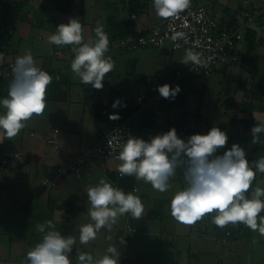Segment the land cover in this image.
Returning <instances> with one entry per match:
<instances>
[{"label":"crops","instance_id":"crops-1","mask_svg":"<svg viewBox=\"0 0 264 264\" xmlns=\"http://www.w3.org/2000/svg\"><path fill=\"white\" fill-rule=\"evenodd\" d=\"M75 1L76 4L71 10L62 12L57 10L59 3L55 0H0V26L14 31L12 37L0 34V54L3 56L0 59V78L4 79V95L0 96V100L7 97L13 80L11 65L15 64L18 56L26 53L32 54L39 68L61 77V89L69 98L68 101L47 100L45 113L42 116H33L26 127L11 140L0 131V152L21 154L4 171H0V264H28L27 252L43 236L36 230L35 225L47 220L53 221L61 235L76 237L77 243L70 253L72 264H76L77 252H87L94 258H99L110 245L115 246L121 253L119 264H264V236L240 224L231 240L222 244L216 243L214 238L221 235L222 231L211 222L214 213L206 215L191 226L177 222L170 214L171 197L161 202L160 209L159 202H153L150 194H141L140 187L143 184L150 187V184L138 181L134 176H120L117 171L120 163L113 160L94 159L81 166L80 175L69 171L56 184L44 185L46 179L55 176L59 167L75 163L78 157L101 141L104 134L96 126L95 105L112 107L113 102L119 98L126 107H112L114 114L123 117L134 110L127 121L147 139L162 134L159 130L164 128L168 131L175 128L178 137L184 140L198 131L202 135L208 133L206 130L201 131L200 122L204 118L202 115L187 117L183 122L177 114L174 116L173 112H166L169 108L161 107L165 98L157 91L158 86L167 83L172 87L179 81L184 82V87L186 85V78L180 79L177 76L179 71L171 74V61H162L164 54L169 52L167 50L147 47L135 51L141 52L142 56L133 58L128 57L127 52H134L124 49L115 52L109 44L105 55L112 57L115 68L105 76L103 90H96L91 85L82 84L79 78H74L70 68L71 60L68 58L74 57L72 46L50 44L48 37L56 32L58 25L68 23L70 18H78L83 28L85 27V14L90 3L88 0ZM81 1L83 14L80 13ZM120 1L117 14L106 32L109 40L110 31H118L119 35L129 20L134 27L160 25L163 21L155 14L153 0H144V10L136 20L130 18L128 0H122V3ZM250 1V9L258 10L264 6V0ZM94 2L96 4L91 3L89 7L100 3L107 5L109 1ZM191 5L207 6L226 25H241L244 20V0H239L238 3L237 0H191ZM248 27L255 31L258 38L256 47L248 55L249 61H258V65L255 67L254 64H249L245 67L243 57L240 56L239 63L234 68L247 73L252 80L250 83L248 80L239 82L237 86L244 92L241 105L249 104L253 111L244 113L240 106L243 117L232 111L224 118L211 115V128L230 122L233 115L238 118L237 124L242 119L264 122V109L258 108L254 102L257 98L252 96L264 79V24L257 21ZM84 38L87 39L86 35ZM90 39L95 40L92 36ZM10 40L12 45H9ZM55 50L62 51L65 57H56ZM247 51L248 43L242 46L240 55L243 56ZM128 64L131 70L127 67ZM140 68L144 71L152 70L140 77L137 74ZM254 68L256 71L250 72ZM143 82L146 92L141 95L139 88ZM132 89H136L135 94H132ZM146 96L147 105L143 109L137 99ZM234 105L236 104H232V107L237 108ZM157 111H160L159 115L156 114ZM4 112L5 109L0 106V114ZM150 115L155 116V128H148L146 125L153 124L154 120L149 118ZM227 116L230 118L227 119ZM170 117L175 121L172 122ZM167 124L171 128H167ZM54 129L60 131L58 148L47 143V137ZM136 137L140 138L137 135ZM228 149L226 144L225 148L218 149L216 155H222ZM245 152L249 161L258 158V153ZM101 177H106L114 187L125 193L133 192L138 195L144 205V213L139 219L132 218L130 214L119 217L111 232L102 229L94 241L81 245L79 228L92 222L87 214V194L84 188L97 184ZM259 180L257 172L254 182ZM150 213H153V217L147 220ZM128 228L135 229L136 232L129 231ZM108 236L112 239L108 240Z\"/></svg>","mask_w":264,"mask_h":264},{"label":"clouds","instance_id":"clouds-1","mask_svg":"<svg viewBox=\"0 0 264 264\" xmlns=\"http://www.w3.org/2000/svg\"><path fill=\"white\" fill-rule=\"evenodd\" d=\"M153 7L159 18H176L191 7V0H153ZM94 31L96 39L85 40L80 20L70 18L68 23L56 27L48 42L56 46H72L74 58L70 68L74 78L96 90H103L105 76L114 70L115 61L105 55L109 38L104 26L97 22ZM0 59H3L2 54ZM181 63L207 67L200 54L191 49L186 50ZM12 73L7 97L0 100V106L5 109L0 114V131L10 140L33 116L45 113L47 88L53 80L48 72L36 65L31 53L16 58ZM157 91L162 98L174 100L181 88L165 83L158 86ZM112 107H126V104L118 98ZM109 119L118 120L120 117L110 114ZM262 134L264 122H257L251 129V142L264 144L260 139ZM227 142V133L217 126L207 134H193L187 140L179 138L175 128L155 135L149 141L129 136L117 157L121 162L117 171L121 176H134L136 180L150 184L154 190L166 193L172 188L170 181L179 169L185 186L174 192L169 205L170 214L177 222L191 226L214 213L211 222L218 228L243 224L264 236V187L257 185L248 194L256 173H264V155L249 161L244 148L238 144H232L222 155H216ZM84 190L87 214L92 222L79 228L81 245L94 241L102 229L111 232L119 217L130 214L139 219L144 213L138 195L114 187L106 177H101L95 185L85 186ZM35 228L43 236L27 252L28 264H72L70 253L77 243L74 235H61L51 220L38 223ZM121 242L125 243L124 240ZM120 256L117 248L110 245L99 258L87 252H77L76 264H119Z\"/></svg>","mask_w":264,"mask_h":264},{"label":"built area","instance_id":"built-area-1","mask_svg":"<svg viewBox=\"0 0 264 264\" xmlns=\"http://www.w3.org/2000/svg\"><path fill=\"white\" fill-rule=\"evenodd\" d=\"M250 3V0H244L246 10L244 17L248 25L255 23L256 19L264 14V6L261 10H248L247 7ZM131 19L136 20L137 16L133 15ZM247 32V25L233 31L223 29L222 21L214 16L207 6L191 5L178 17L163 19L160 25H141L138 27L130 25L126 34L119 36L118 40L122 49L132 52L147 47L169 52L191 49L199 53L201 59L207 62L206 68L193 65L191 72H198L205 78H211L221 66H233L239 63L240 50L247 43ZM0 34L12 37L14 31L5 26H0ZM173 37L176 38L173 39ZM12 44L13 42L10 40L9 45ZM54 55L59 58L65 57L60 50H55ZM68 58L72 61L74 57L70 56ZM13 66L11 65L10 68L12 69ZM177 76L182 78L183 74L178 73ZM152 91H155V89H152ZM149 94H152V92ZM147 97L137 99L143 109L146 108ZM260 100L264 101V95L261 96ZM156 114L159 115L160 111H157ZM167 128H171L169 124H167ZM129 136H135L130 122L126 121L118 124L111 132L103 136L96 146L78 157L75 163L59 167L55 176L46 179L44 185L56 184L69 171L80 175L81 166L94 159H107L121 163L117 157L123 143L126 142ZM47 143L55 148L60 146L59 129L50 131ZM20 156L21 154L17 152H0V171H4L13 160L20 158ZM239 227L240 224L219 228L222 234L215 236L216 243L222 244L231 240ZM128 230L135 232V229L128 228Z\"/></svg>","mask_w":264,"mask_h":264},{"label":"rangeland","instance_id":"rangeland-1","mask_svg":"<svg viewBox=\"0 0 264 264\" xmlns=\"http://www.w3.org/2000/svg\"><path fill=\"white\" fill-rule=\"evenodd\" d=\"M90 5L91 3L94 5L96 4L94 0H88ZM109 1L107 5H104L103 3H100L99 5H96L94 7H87V11L85 14V27H84V33L83 35L87 37V39H90L92 36L94 39L95 37V28L97 26V22L102 24L104 26V31L107 32L109 30V24L112 22L114 16H116V12L119 9V0H107ZM122 1V0H121ZM120 1V2H121ZM239 0H237V3ZM122 3V2H121ZM118 4V5H117ZM117 5V6H116ZM248 10H253L247 7ZM244 22V20H243ZM244 24V23H242ZM86 26H89L86 28ZM243 26V25H242ZM111 28V26H110ZM112 29V28H111ZM107 34V33H106ZM111 38L109 40V44L113 48V50L116 52L117 50H121V45L119 40L117 39L118 31L111 30L110 31ZM86 39V40H87ZM186 50L176 51V52H168L164 54L162 57L163 62H169L171 61V74L175 73L176 71H179L183 74V77L180 79L186 78V85L184 87V91L182 94V99L177 100L175 105H172L168 111L166 112H173L172 114L175 116L181 117L183 122L187 117H197L202 115L204 118L201 120V127L202 130L209 131L212 126V116H216L218 118L225 117V115H229V113L232 111V113L239 114V117H243L244 114L240 110V106L243 102V89L238 88L237 84L239 82H246L248 80V83H250L252 80L250 79V76L242 72L241 70H237L233 66H221L218 70V72L213 75L211 78H205L201 73H193L191 72V69L193 67V64L185 65L181 63L182 58L185 55ZM141 52H134L130 53L127 52L129 55L128 57H140ZM127 67L131 70L130 64L127 65ZM128 70V69H127ZM152 69H149L147 71H144L143 69H139L137 71L138 76H145L146 74H149ZM258 89V87H257ZM132 94L136 92V89H132ZM140 94L144 95L146 92V87L143 84L140 85L139 88ZM239 96H238V95ZM245 101V100H244ZM256 105L260 110L264 109V101H261L257 99ZM253 102V105H254ZM232 104H236V107H232ZM226 112V113H225ZM223 113V114H222ZM172 115V116H173ZM227 119L230 118V116L226 117ZM171 121H175L172 117H170ZM164 116L163 120L164 121ZM239 127H242L241 123L237 124ZM179 128V126L177 125ZM180 129V128H179ZM168 129L159 130L161 133L167 132ZM134 135L139 136L140 138L144 139L145 141H149L150 139H147L146 137H142V135L139 133L140 131L137 130L136 127L133 129ZM199 134V131L196 132ZM193 135V134H192ZM187 140V138L185 137ZM259 156L264 155V153L257 154ZM260 180L256 182L257 185L264 187V173H259ZM172 188L166 192V193H160L150 187H146L145 184L142 185L141 188V194H150L151 200L153 202H159L160 209L162 208L161 202L168 197H171L174 192L177 189H182L185 186V183L183 181L182 171L177 170V175L172 178L170 181ZM151 202V201H150ZM158 207V208H159Z\"/></svg>","mask_w":264,"mask_h":264},{"label":"trees","instance_id":"trees-1","mask_svg":"<svg viewBox=\"0 0 264 264\" xmlns=\"http://www.w3.org/2000/svg\"><path fill=\"white\" fill-rule=\"evenodd\" d=\"M55 2L59 3L58 7H56L57 10L62 11V12L71 10L76 4L75 0H55ZM144 2H145L144 0H128V12H129L130 18L133 15L138 16L144 10V6H145L143 4ZM79 4H80V9H81L80 13L83 14V9H82L83 2L81 1ZM261 9L262 8L258 10H261ZM244 13H243V16H244ZM263 20H264V14L259 16L256 19L255 23L257 21H260L261 24H264ZM243 23L244 24H241V25H235V24L226 25L225 23H222V28L229 30V31H233V30L240 28L242 25H247V27L250 26V24L248 25V22L245 19V17H244ZM130 25H132V22L129 20L124 25V29L119 33L118 36L120 37L124 36L126 34V31H128ZM247 43H248L247 53L244 54L243 56L240 55L241 57H243L244 66L247 67L249 64L250 65L254 64V66L257 67L258 61L257 62L254 61L252 63V61H249V57H248L249 53L254 50V48L256 47L258 43V38L256 37L255 31L250 30L249 27H248V32H247ZM255 69L256 68H254V70H250V72L256 71ZM49 74L53 77V80H52V83L47 88L46 99L47 100L59 99L63 101H68L69 98H68L67 93L63 92L61 89V85H60V83L62 82L61 77L53 72H49ZM176 85L180 86L181 91L177 94L174 100L164 99V101L161 104V107L170 108L172 105H175L177 100L182 99V94L184 91V82L179 81L177 84L173 85L172 87L174 88ZM259 85L260 87L258 91L252 96L260 100L261 96L264 95V79L260 81ZM3 86H4V79L0 78V96L4 95ZM241 110L244 113H251L253 111V107L249 104L244 103L243 105H241ZM94 111H95V116H96L97 129L98 131L103 133L104 136L107 135L109 132H111L118 124L126 122L128 118L134 113V110L129 111L125 116L123 117L119 116L120 119L118 120H110L109 115L114 114L113 108L111 106L95 105ZM151 117L154 120L153 124H146V125L148 126V128H155L156 127L155 116L150 115L149 118L151 119ZM237 119H238L237 116L233 115L230 122L224 123L219 127L222 131H225L228 135V142H227L228 148L230 149L232 144H238L242 148H244L245 151H249L252 154H257V153L259 154L261 152L264 153V144L262 143L253 144L251 142L252 141L251 129L253 126L257 124V121L251 120V119L249 120L242 119L240 120L242 127H238ZM260 139L264 141V134L260 136ZM130 182L131 181H128V183ZM255 184L256 182L253 181L252 187L250 188L249 193H248L249 195L251 194V191L254 190ZM151 214L153 213H150V215L147 217V220H150L153 217V215Z\"/></svg>","mask_w":264,"mask_h":264}]
</instances>
